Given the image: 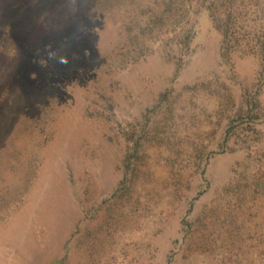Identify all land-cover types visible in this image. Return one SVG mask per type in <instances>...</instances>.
Listing matches in <instances>:
<instances>
[{"label":"rangeland","instance_id":"1","mask_svg":"<svg viewBox=\"0 0 264 264\" xmlns=\"http://www.w3.org/2000/svg\"><path fill=\"white\" fill-rule=\"evenodd\" d=\"M195 1L0 0V264H264V84Z\"/></svg>","mask_w":264,"mask_h":264},{"label":"trees","instance_id":"2","mask_svg":"<svg viewBox=\"0 0 264 264\" xmlns=\"http://www.w3.org/2000/svg\"><path fill=\"white\" fill-rule=\"evenodd\" d=\"M173 2L165 0L166 7L171 8ZM194 4L209 11L222 36V54L253 56L259 65V80L264 84V0H196ZM44 90L48 94L53 91L48 85ZM261 114L264 120V112Z\"/></svg>","mask_w":264,"mask_h":264}]
</instances>
